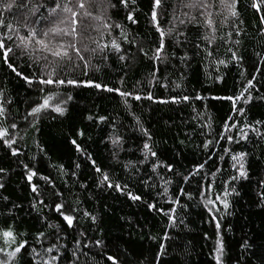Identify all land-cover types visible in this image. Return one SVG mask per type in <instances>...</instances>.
<instances>
[{
	"label": "snow or ice",
	"instance_id": "1",
	"mask_svg": "<svg viewBox=\"0 0 264 264\" xmlns=\"http://www.w3.org/2000/svg\"><path fill=\"white\" fill-rule=\"evenodd\" d=\"M137 0H0V66L28 86L35 93L31 99L22 120L28 127L39 131V124L42 120L52 117L55 113L64 117L68 113V105L74 101L73 92L77 89H94L98 93L115 94L120 97L126 108H131L130 100H148L160 104H189L192 101L207 99L200 94L195 96L176 95L170 99L156 100L149 90L146 94L139 91L125 90L124 78H119V87L111 86L102 80L89 78L93 73L101 71L102 67L115 56L125 65L134 63L137 58H144L153 63L152 71L149 74L148 87L156 86L159 83L158 72L161 66H167L171 60L178 59L181 64L188 66L193 59L184 51L182 54L172 52L169 55V47L187 48L192 45L195 49V56L208 61L209 65H215L216 70L223 66L228 68L234 64L241 69L239 75L246 77V69L243 67L244 57L239 53V39L241 36L244 21L239 11L240 0H172L171 11L165 7V0H150V9L147 14L149 23L154 29L157 37L146 47L143 40L129 38V31L122 23H117L112 12L119 5L126 10L125 19L130 24H136L135 18ZM247 7L254 11L259 17V32L264 36V0H249ZM161 16H170L169 26L163 27ZM195 29L199 35L193 41L189 38L190 30ZM223 29H229L226 33L218 35ZM222 41L226 47L228 59L219 58L217 41ZM128 44L135 52L123 47ZM257 65L250 79L242 83V87L235 95L213 96L211 99L228 101L230 103V114L223 122L222 130L213 138H206L202 143L203 152L207 153V159L196 163L187 173L178 172L172 163L166 162L165 153L159 152V145L154 141L151 132L144 126L141 119L130 112L134 124L133 131L139 132L142 143L138 147L140 158L136 163L131 161L123 163L125 171L134 174L130 180L146 185L156 190L155 197L145 198L143 194L133 190V184L129 181L121 182L114 180L113 176L105 171L92 154L82 147L77 139H71L76 153L87 162L96 175V186L98 189H105L125 197L133 205L143 206L149 213L163 217L161 221L163 228L161 234L150 235L149 240L156 244L154 250L142 251L139 255L131 252L127 247H117L112 254L107 253L108 244L103 239L84 242L86 232L79 231V239L75 241L76 247L71 252L69 264H95V256L89 258V252L83 249H98L99 254L106 258L108 264H165L164 257L169 255V242L172 240L171 230L184 225L185 221L178 213L188 211L186 201L196 199L192 193L183 185L190 184L196 180L197 205L207 215V222L214 226V246L212 248V259L214 264H226V243L222 234V221L226 216L232 215L230 209L233 207L232 197H239L241 193L235 185L241 181L251 179L249 161L250 153L246 150L236 151L232 145H241L254 133L258 138H264V121L256 120L254 123L247 121L246 108L241 105L250 104L254 97L252 91L256 90L254 81L257 74L262 73L264 66V55L257 52ZM214 80H222L223 77H209ZM167 80V77H165ZM138 84L142 82H137ZM168 83L160 84L167 88ZM241 83V82H238ZM181 88L175 84L173 91ZM264 99V97H261ZM12 100L6 96L3 89H0V146L8 151L11 157L17 158L24 155L16 145L18 140L24 138L19 135L18 129L21 125L11 110ZM195 111V109H193ZM237 117L242 118L237 119ZM86 119L93 123H109L112 133L109 142L112 145V158L119 163V153L124 151L125 138L119 134L121 126L117 120L109 121L107 116L88 115ZM201 129H211L210 124H201ZM78 137H84V131L75 132ZM205 137L212 136V132H201ZM224 141L228 146L220 147L215 153L217 164L214 170H206V165L213 159V149ZM183 144V141L180 142ZM39 148V144H37ZM200 147V146H197ZM131 151V149H128ZM43 151V149H41ZM227 158V159H226ZM31 159L36 160L33 156ZM259 159V158H257ZM230 163L228 178L217 183L218 174L225 172L224 164ZM23 166L25 178L34 194V202L31 209L42 213L45 208L56 214L60 221L57 230L52 233L55 242L44 246L48 234L38 231L35 240L41 245L38 250L31 247L28 252L27 233L18 230L14 214L7 216L0 221V264H19L22 255H28L30 264H64L66 245L59 241L64 237L61 235L63 226L76 230L79 224V215L91 222L93 226L98 224L97 215L88 210L77 207H70L62 202L54 205L46 204L42 197L41 186L34 182V178L43 181L44 185L52 189L51 195L54 198H62V193L56 190V186L48 175L39 174L36 167L18 160ZM150 165L148 179H137L141 168ZM81 163H76L75 168L80 169ZM61 170L63 171L62 167ZM162 170V171H161ZM6 170L0 167V175ZM167 174H172L171 176ZM75 175V173H73ZM155 180H152V177ZM179 177L181 186L178 190L171 191L175 183L172 177ZM152 180V183L149 181ZM5 187L0 182V189ZM86 187V185H81ZM258 206L264 209V176L257 180ZM4 201L8 197L2 198ZM163 200V203L160 201ZM165 205L167 207H165ZM14 208L21 207L13 205ZM121 219H124L123 217ZM38 222L41 227L45 225L52 229L54 226L49 223L51 217L38 215ZM131 224V220L126 221ZM227 231H232L231 227ZM131 236V233L129 234ZM205 234V239H208ZM255 242L247 235L243 238L240 248L243 252L251 253L252 258L244 259V264H264V251L259 255L253 251ZM81 256L84 257L81 262ZM240 264V261H237Z\"/></svg>",
	"mask_w": 264,
	"mask_h": 264
},
{
	"label": "trees",
	"instance_id": "2",
	"mask_svg": "<svg viewBox=\"0 0 264 264\" xmlns=\"http://www.w3.org/2000/svg\"><path fill=\"white\" fill-rule=\"evenodd\" d=\"M249 0H240L239 11L243 32L241 36L233 39H239V53L244 57L243 67L246 69V77L242 78L239 73L241 69L230 63L228 68L223 66L216 70L215 65H209L208 61L195 56L196 49L192 45L187 48L169 47V55L176 52L178 55L187 51L193 57L190 64L185 66L181 62L171 60L167 66H161L158 72L159 83L156 86L148 87V79L153 68V63L144 59L137 58L134 63L125 65L115 56L102 67L101 71L93 73L89 78L102 80L111 86L119 87V78H124V89L128 91H139L146 94L151 91L156 100L170 99L176 95L195 96L200 94L207 99L202 101H192L189 104H160L148 100L134 101L130 100L131 108H126L120 97L115 94L98 93L94 89H77L73 92L74 101L68 105V113L64 117H59L55 113L53 117L42 120L39 124V131H36L24 124L22 117L28 108L29 101L35 98V93L28 88L22 81L18 80L14 74H11L3 66H0V89H3L6 96L11 98L12 114L17 121L23 125L18 129L19 135L23 140H18L16 145L24 155L13 158L8 151L0 146V167L5 168L6 172L0 175V182L5 187L0 189V221L7 216L14 214L16 225L19 231L27 233L25 237L28 240V252L31 247L38 250L41 245L35 240V234L38 231H44L48 234L44 241V246L55 242L52 233L57 230L60 221L56 214L50 212L47 208L42 213L31 209L34 202V194L25 178V171L18 160L28 164L30 167H36L39 174L48 175L63 195L62 198H54L52 189L45 186L43 181L34 178V182L41 186L42 197L46 204L56 202L65 203L70 207H79L81 212L88 210L98 217V224L93 226L90 221L85 220L79 215V224L76 230L68 229L63 226L61 235L64 237L59 241L66 245L64 264H69L72 250L76 247L75 241L79 239V231L86 232L84 242L103 239L108 244L107 253L112 254L117 247L131 250L132 253L139 255L142 251L154 250L156 244L149 240L150 235L157 236L161 234L163 217H158L149 213L143 206L133 205L125 197L118 193L98 189L96 186V175L87 162L76 153L74 146L70 143L71 139H77L82 147L90 152L105 171H108L114 178L121 182L129 181L133 184V190L143 194L145 198L155 197L156 190L146 185L136 183L130 180L132 172L125 171L123 163H136L140 158L138 147L142 143L139 132L133 131V118L129 114L135 113L144 126L153 135L154 141L159 145L158 151L165 153L166 162L172 163L175 170L182 173L192 168L196 163L207 159V153L202 150L203 141L211 139L222 130L223 122L230 114V103L228 101H219L211 99L213 96L235 95L242 83L250 79L254 73V67L257 65L259 52L264 55V36L259 32V17L253 10L247 7ZM172 0H165V7L171 11ZM137 11L135 12L136 24H130L126 19V10L117 6L112 12V17L117 23H122L129 31V38L137 41L143 40L147 47L150 42L157 37L154 29L149 23L150 0H137ZM170 16H161V24L167 28ZM229 29H223L218 35L224 34ZM199 35L195 29L190 30L189 38L193 41ZM218 51L216 55L219 58L228 59L226 47L222 41L216 42ZM124 48L131 49L128 44ZM262 73L257 74L254 81L256 89L253 90V101L248 105H241L246 108L247 121L254 123L256 120L264 121V66ZM223 77L222 80H214L209 77ZM167 77V80H165ZM169 83L167 88L161 87L162 83ZM137 82H142L138 84ZM241 82V83H238ZM180 84L181 88L173 91L175 84ZM195 109V111L193 110ZM88 115L107 116L109 121L115 119L121 125L119 134L125 138L124 151L119 153V163L112 158V145L109 137L112 129L109 123H93L86 119ZM237 119L242 118L237 117ZM201 124H210L211 129H201ZM83 130L84 137H78L75 132ZM212 132V136L205 137L201 132ZM264 131V128L261 129ZM247 142L241 145H232L236 151L246 150L250 153L251 162L249 181H241L235 185L241 193L239 197H232L233 207L228 215L222 221V234L226 243V264H244V259L252 258L251 253L243 252L240 244L245 237L255 242L253 251L259 255L264 251V209L258 206V187L257 180L264 176V138H258L254 133H250ZM183 141V144L180 142ZM39 144V148L37 147ZM200 146V147H197ZM228 146L224 141L220 142L217 148L213 149V159L206 165V170L215 169L217 160L215 153L220 147ZM43 149V151H41ZM128 149H131L129 151ZM35 156L36 160L31 159ZM259 158V159H257ZM227 159V158H226ZM81 163V168L76 169L75 164ZM230 161L224 164L225 172L218 174L217 183L228 178V169ZM61 167L63 171L61 170ZM162 171V170H161ZM75 173V175H73ZM150 165L141 168L137 179H148ZM171 176L172 174H167ZM175 183L171 191L175 192L181 186L180 178L172 177ZM156 178L153 176L152 180ZM152 180L149 183H152ZM86 185V187H81ZM189 190L196 199L186 201L188 211L185 213L180 210L178 215L184 219L185 224L171 230L172 240L169 242V255L165 256V264H214L212 259V248L214 246V226L207 222L206 212L197 205L196 180L188 185H183ZM8 197L4 201L3 197ZM163 203V200L160 201ZM13 205H20L14 208ZM165 207H167L165 205ZM38 215L51 217L49 223L54 227L49 229L46 225L41 227L37 220ZM124 219H121V218ZM131 220V224L126 221ZM231 227L232 231H227ZM131 233V236L129 235ZM205 234L208 239H205ZM89 252V258L95 256V264H108L106 258L99 254V250L92 248L83 249ZM81 262L84 257L81 256ZM19 264H30L28 255H22ZM91 264V261H90Z\"/></svg>",
	"mask_w": 264,
	"mask_h": 264
}]
</instances>
